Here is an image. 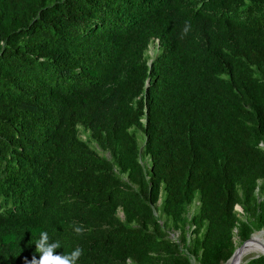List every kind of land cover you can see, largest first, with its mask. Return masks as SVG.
Listing matches in <instances>:
<instances>
[{"label":"trees","instance_id":"1","mask_svg":"<svg viewBox=\"0 0 264 264\" xmlns=\"http://www.w3.org/2000/svg\"><path fill=\"white\" fill-rule=\"evenodd\" d=\"M159 195L180 227L197 200L164 264H221L237 224L240 242L264 231V0H0V264L39 259L42 231L77 264H153Z\"/></svg>","mask_w":264,"mask_h":264},{"label":"rangeland","instance_id":"2","mask_svg":"<svg viewBox=\"0 0 264 264\" xmlns=\"http://www.w3.org/2000/svg\"><path fill=\"white\" fill-rule=\"evenodd\" d=\"M157 51H158L157 41L151 40L149 42L146 50L144 51L143 56H144L145 61L147 63H149V61L156 55ZM77 130H78V138L80 140L84 141L90 147V149L95 151L99 156H101V157L107 159L108 161H110L111 163H113L112 152L110 149L106 148L104 145L99 144L96 140H94L91 137L90 132L88 130L84 129L82 126L78 125ZM132 132L134 133L136 145L139 149L137 159H138L139 163L141 164L143 171L145 172L148 170L150 161H149V158L147 156L143 155L142 152L140 151V147L142 146V143H143V134L140 130L134 129V128H132ZM113 171L115 173H117V169L115 168V166L113 167ZM118 176L121 178L122 181L127 182L125 174L119 173ZM259 184H260V181L258 180V185ZM132 187H134V186H132ZM238 194H239L240 198H242V193H241V190L239 188H238ZM160 195H159L158 200L156 201V203L154 205V214L158 218L159 224H161V226H162V238H164V240L166 241V246L161 247L158 250V252L153 254V257H154L153 264H164L165 259H163V256H165L166 254H170V253H172V256H175L179 253V251H178L179 249H183V248L187 247L190 239L193 237L192 232H191L192 226L190 225V223L187 220L190 218L192 212L195 210V206L197 205V200L194 199L191 203H189L185 206L183 216L186 219V223L182 227H180L176 223L171 222L167 217H165L160 212V210H159V205L161 202V196ZM261 199H262V195L260 194L259 189L256 188L253 192L252 199L246 205L247 210H245L243 208L241 203L234 205L233 211H234L235 217H237L240 221L251 223L252 215L256 211L257 204ZM116 217L119 220H123V215H122V212L119 208L116 210ZM237 225L232 230V252L243 241H245L247 238H249V236L252 234L257 235L258 241H261L262 239L264 240V233H262L263 231L260 230L259 232L258 231L251 232L245 240L240 242L239 238L237 236V227H238ZM176 245L178 246L177 247L178 250L175 251L171 247L176 246ZM188 252L190 254H192L190 252V249L188 250ZM254 255H256V253L243 254L241 256V261L245 258H249V257H252ZM191 256L195 257L194 254H192ZM171 262H174V261H171ZM191 263L196 264L195 260H193L192 258H191ZM126 264H132V262L128 260L126 262Z\"/></svg>","mask_w":264,"mask_h":264},{"label":"clouds","instance_id":"3","mask_svg":"<svg viewBox=\"0 0 264 264\" xmlns=\"http://www.w3.org/2000/svg\"><path fill=\"white\" fill-rule=\"evenodd\" d=\"M73 231L80 235L85 231L82 225H74ZM36 253L39 259L33 256L30 264H77L83 255V249L77 247L68 254H57L56 250L61 247L59 241H50L47 232H41L38 241L35 243Z\"/></svg>","mask_w":264,"mask_h":264},{"label":"water","instance_id":"4","mask_svg":"<svg viewBox=\"0 0 264 264\" xmlns=\"http://www.w3.org/2000/svg\"><path fill=\"white\" fill-rule=\"evenodd\" d=\"M259 232V231H258ZM264 233V231L262 232ZM254 234L250 235L249 238H247L245 241H243L232 253L231 255L221 264H240L241 263V256L243 254H246L251 249L249 248V241L252 239V236ZM264 240L262 239L260 241L261 249H264ZM258 254L254 255L257 256ZM264 257V254H260Z\"/></svg>","mask_w":264,"mask_h":264},{"label":"bare ground","instance_id":"5","mask_svg":"<svg viewBox=\"0 0 264 264\" xmlns=\"http://www.w3.org/2000/svg\"><path fill=\"white\" fill-rule=\"evenodd\" d=\"M248 244L251 250L247 253L264 254V249L260 250L261 244L260 241H258L257 235L254 234Z\"/></svg>","mask_w":264,"mask_h":264}]
</instances>
